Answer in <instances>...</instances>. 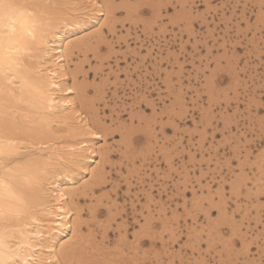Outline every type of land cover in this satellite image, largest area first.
<instances>
[{"label": "snow or ice", "instance_id": "1", "mask_svg": "<svg viewBox=\"0 0 264 264\" xmlns=\"http://www.w3.org/2000/svg\"><path fill=\"white\" fill-rule=\"evenodd\" d=\"M81 7L73 0H0V78L23 69L28 74L25 83L38 94L45 111H55L53 106L59 105L63 97L57 99L51 94L50 90L58 87L56 83L32 78L39 70L36 61L46 55L48 38L54 34L56 26L69 18L79 19ZM88 7L101 10L105 26L102 32L84 42L90 57V64L86 65L85 71L96 73L97 81L103 77L108 81L109 87L117 79L109 76V65L112 70H116L117 62L127 64L133 56L139 54L141 48L137 44V51L130 50L131 41L126 43L124 37L128 33L121 29V24L136 25L138 32L142 28L140 34L146 37L156 31L162 37L175 33L178 39L186 36V42L198 45L197 27L203 31L204 21L209 20L211 23L207 16H196L201 7L199 0L196 3L193 0H102L100 3L89 0ZM204 7L207 10L208 6ZM259 7L262 13L261 31L264 34V0H259ZM21 48L29 53L27 63L12 55ZM142 54L147 56L148 52L144 51ZM239 76L238 72L236 78L239 79ZM91 83L90 79L88 84ZM218 86L217 78L210 77L207 88L212 90L213 95ZM68 90L74 91L73 88ZM89 92L96 94V90L91 88ZM87 94L88 92L85 93ZM63 102L67 103L66 100ZM246 103L248 107L245 111L251 113L250 126L259 133V146L246 141L248 146L240 147L227 135L228 128L231 126L234 130L235 125L231 121H224V133L220 137L226 157L224 163L229 169L235 166L236 170L231 174L225 171L223 180L219 177L215 180L207 177V187L203 186L205 170L197 168V177L193 179L192 165L188 163L191 158L186 155L182 164L171 145H161L156 149V157L165 165L162 171L156 172L152 168L140 170L142 161L148 158L149 141L145 129L152 127L151 121L145 118L148 111L146 108L138 109L137 114L125 115L115 127L108 125L98 128L96 132L89 130L93 136H104L109 141L114 138L116 154L113 155L110 148L106 159L122 161V174L113 172L111 180L107 174V163L104 168L97 169L92 192L99 193V199L89 209V218L100 216L112 220L115 217V220L123 224L126 215L131 220V214L135 213L140 218L136 225L137 236H143L146 251L142 256L135 251L130 253L127 248L109 252L88 240L79 245L75 252L61 250L57 255L63 258L58 264H264V91L259 105L255 103V98H250ZM175 112L177 114L173 116V120L179 125L183 115L179 101ZM208 119L204 114L197 116L193 133L202 134V138L210 136L216 125L213 121V127H209ZM40 123L43 125L46 122ZM32 127L31 123L25 124L20 120L0 119V264H30V256L34 255L27 251L33 247L31 242L15 246L10 243L15 237L9 225L15 217L32 210L40 202L44 195L41 183L45 168L28 156H21L13 148L18 140L5 139L6 128L28 132ZM174 135L177 140L180 139L175 131ZM255 139L256 135L253 133L251 140ZM204 142L207 144V140ZM152 143L155 144L156 141ZM162 148L168 151L161 152ZM216 149L219 153L221 146L216 145ZM237 149L241 155L238 159L233 155L229 161L230 152ZM133 160L135 168L130 162ZM161 184L172 188L170 195L180 196L184 201L183 216L187 218L191 231L182 233L187 239L180 240L178 251L183 253L187 247V255L190 257L187 260L166 259L163 251H154L160 249L159 243L149 244V240H158L163 228L148 216V211L139 206L138 201L151 206L148 196H151L153 188L149 185L159 187ZM221 186L228 188L232 195L224 192ZM117 192L123 193L122 199L117 200L114 195ZM143 193H148V196ZM237 193L240 194L239 200ZM257 195L260 200L258 216L252 207ZM151 200L154 201L155 197L152 196ZM242 205H247V208ZM155 211L153 209L154 213ZM172 225L175 226L174 220ZM35 264L51 262L37 260Z\"/></svg>", "mask_w": 264, "mask_h": 264}, {"label": "rangeland", "instance_id": "2", "mask_svg": "<svg viewBox=\"0 0 264 264\" xmlns=\"http://www.w3.org/2000/svg\"><path fill=\"white\" fill-rule=\"evenodd\" d=\"M100 1L102 2V0ZM193 2L196 3V0ZM199 4L201 7L196 12V16L198 18L207 16L211 23L209 20H205L203 31L197 27L198 45L186 42V36L178 39L175 33L165 34L162 37L160 32L156 31L146 37L140 34L143 31L142 28L138 32L136 25L121 24V29L128 33V36L124 37L126 43L131 41L130 50L137 51V44L141 45V48L139 54L133 56L127 64L123 61L117 62L116 70H112L109 65V76L117 77L111 87L103 77L97 81L96 73L85 71L86 65L90 64L89 50H86L84 46L83 48L80 46V49L75 48L70 56L69 71L64 78L67 79L69 86L77 87L74 96H72V99L74 97L77 99H74L76 106L73 110H68L70 113L67 121L59 124L62 132H59V127L54 128L58 136L55 144L62 146L63 150L70 153L76 146H83L80 142L86 140L89 145H85V148L91 147L96 150L99 163H92V168L90 167L89 170L96 172L97 169L104 168L107 163L109 165L107 174L111 180L113 172L122 174L121 159L114 161L106 159L110 148L112 154H116V148L113 147L114 138L113 141H109L104 136L96 139L89 130L96 132L98 128L108 125L115 127L118 122L124 119L125 115L137 114L138 109L146 108L148 111L145 118L151 121L152 127L145 129L146 138L149 141L147 145L148 158L142 161L140 170L152 168L156 172L162 171L165 165L161 163V159L156 157V149L161 145H171L172 151H175L182 164L185 162L186 155L191 158L188 163L192 165L193 179L197 177V168L202 167L205 170L204 187H207V177L210 176L213 180L219 177L223 180L225 171L229 174L234 172L235 166L229 169L224 163L226 157L220 140L224 133V121H231L235 125L234 130L231 126L228 128L227 135L235 140L240 147H247L246 141H250L256 147L260 142L259 133L250 126L251 113L246 112L245 108L248 107L246 101L250 98H255V103L259 105L261 93L264 91V34H262L260 25L262 13L259 0H199ZM204 6H208L207 10ZM79 16L81 15L79 14ZM104 22L105 19L102 17L100 19L102 30L105 26ZM96 30L98 28L88 31L85 29L82 34L78 33L72 39L74 41L84 38L87 41L94 38L97 34ZM144 51L148 52L147 56L142 54ZM238 72L239 79L236 78ZM72 73L75 74L72 75ZM210 77H216L219 85L214 90V95L212 90L207 88ZM90 79L92 83L88 84ZM90 88L96 90L95 95L89 92ZM86 92H88L87 95H85ZM178 101L182 105L183 112L179 125L173 120V116L177 114L175 108ZM229 110L231 114H229ZM201 114H204L206 119L210 117L208 119L209 127H213V121L216 125L211 135L203 138L202 134L197 135L192 131L196 117ZM86 124L89 125V129H84ZM81 125H84V128H80ZM174 131L179 134V140L174 135ZM253 133L256 135L255 140H251ZM205 140H207V144H205ZM152 141H156V143L153 144ZM71 144L74 146L71 147ZM216 145L221 146L219 153ZM85 148L83 146L82 156H84L83 152L87 153ZM167 151L168 149H161V152ZM25 155L28 156V154ZM233 155L238 159L241 155L239 149L230 152L229 161ZM213 157H215V163H213ZM245 159H247L246 155ZM130 162L135 168V161ZM83 165H85L84 162L79 164L81 167ZM126 168L127 164L125 163L124 169L126 170ZM69 170L76 178L74 182L77 188L72 189L70 199L66 204L73 212L72 223L74 219L77 220L80 214L78 222H82V231H77L78 239L81 237L91 239L94 245L112 252L118 248V240L125 233L123 230V234H121L116 227L123 225L122 229L126 228L129 232L127 243L132 248L135 245V238L132 234L137 233L136 225L140 218L132 213L131 220H129L126 215L123 224L115 220L114 217L112 219L115 220V223H113L114 220L110 221L106 217L89 218V209L96 204L99 193L83 192V186L87 183H94L95 177L87 175L88 173L87 176H82L79 173L81 168L77 170V167H72ZM61 178L66 179L67 177L61 175ZM117 187H119L118 184ZM149 187L153 188L151 196H148V193H143V195L148 196L151 206L144 201H138V205L148 211V216L151 219L153 217V221L169 228L162 227L163 231L159 233L158 237L160 239L154 242L159 243L161 247L154 251H163L166 259H189L187 247L183 253L178 251L180 240L187 239L182 233L191 231L187 218L183 216L184 201L180 199V196L170 195L172 188L165 184H161L159 187L149 185ZM221 187L229 196L232 195L228 188ZM68 188L72 187L68 185ZM114 195L117 200L123 197V193L119 192ZM152 196L155 197L154 201L151 200ZM239 199L240 194L237 193V200ZM242 206L247 208V205ZM252 207L258 216L260 208L258 195ZM161 208L162 210H160ZM153 209H156L155 213ZM165 217L167 218L165 219ZM172 220L175 221L174 227ZM109 224L113 228L108 227ZM105 226L109 232L104 230ZM115 228L116 230H114ZM104 231L107 235L106 239H102ZM71 233L72 230L69 231L70 235ZM145 251L143 244L139 250L140 255L142 256Z\"/></svg>", "mask_w": 264, "mask_h": 264}, {"label": "bare ground", "instance_id": "3", "mask_svg": "<svg viewBox=\"0 0 264 264\" xmlns=\"http://www.w3.org/2000/svg\"><path fill=\"white\" fill-rule=\"evenodd\" d=\"M73 2L82 5L79 9V14L81 16H79V19L77 20L69 18L64 23L56 26L54 34H51L48 38L46 55L41 57L39 61H36L39 70L32 75L33 79L48 83L54 82L57 84V88L50 90L51 94L57 99L63 97V100H61L59 105L53 106L56 110L45 111L44 108L41 107V100L38 94L25 83L28 74L23 69L18 73H9L5 77L0 78V119L8 120V118H12L13 120H20L22 123H31L33 125L28 132H18L12 128H6L5 139L11 138L18 140L19 142L14 144L13 148L18 150L21 156H27L25 154H28V157L45 168L41 183L44 195L41 197L40 202L35 204L32 210L15 217L13 223L9 225L12 229V235L15 237V240L10 241V243L15 246L16 244L27 245L31 242L33 245L31 249H27L29 253L34 254L30 256V264H35L37 260H47L50 261L51 264H58L59 260L63 258L62 256L57 255L58 253H61V250H64L65 252L69 250L75 252L79 245L85 241H91V239L83 237L78 239L76 233L77 231H82V222H78L80 214L79 217H77V220L74 219L72 223L71 217L73 212L66 203L70 199L72 189L77 188V185L74 182L76 178L72 176V171L70 172L69 169L72 167H77V170L81 168L79 173L82 176L90 175L94 178L96 172L91 169L89 170V168L92 166V163H98L96 150L91 147L85 148V145L89 144L86 140H83L80 143L83 144L85 151L87 152H83L84 156H82L81 152L83 146H76L70 151L71 154L69 152L67 153L63 150L62 146L55 144L58 136L54 131V128L59 127V132H62L59 124L67 121L70 113L68 110H73L76 106L75 100L77 99H75L76 97H74L75 100L72 99V96H74L77 87L74 86L76 88H73L69 86L66 81L67 79H65L64 76H66L67 71H69L71 54L75 48L80 49V46L83 48L86 39L80 38L73 41L72 38L78 33L82 34V31L85 29L88 31L98 28L95 32L97 34L102 32L103 30L100 28V19L103 17V14L98 8H88L87 5L89 4V0H73ZM100 2V0H97V3ZM87 16L88 18H86ZM86 50L88 49L86 48ZM12 55L24 60L26 63L28 62L27 57L29 53L23 48L18 52L12 53ZM79 71L82 72L81 70ZM53 73L54 75H52ZM74 74L75 73H72V75ZM9 80L11 81L10 83L8 82ZM69 88H73L74 91H69ZM65 100L67 103L63 102ZM41 121H45L46 123L41 125ZM89 123L91 124V122ZM82 127L84 128V125L80 126V128ZM84 129H89V125L86 124ZM94 137L97 139L100 136ZM73 146L74 144H71V147ZM81 162H84L85 164L82 167L79 166ZM61 175H64L67 178H61ZM92 184L93 183H87L84 185L83 192H92ZM68 185L72 188L69 189ZM160 210H162V208ZM159 215H161V213H159ZM96 217L97 216L94 218ZM166 218L167 217H165V219ZM110 226L111 225L109 224L108 227ZM164 226L166 229L168 228L166 225ZM106 228H104V230H108L109 232V229ZM110 228H113V226ZM116 228L121 233L123 225H118ZM116 228L114 230H116ZM71 230L72 233L70 235L69 231ZM123 230L125 233L118 240V248L121 250L127 248L128 250L130 249V253L133 251L139 253L141 246L144 244L143 236L138 237L137 233H133L132 235L135 238V245L131 248V246H129L130 244L128 245L127 243L129 232L126 228ZM37 233L39 234L37 235ZM103 234L104 237L100 238L106 239V232ZM154 242L155 241L149 240V244H153ZM97 247L101 248L99 246Z\"/></svg>", "mask_w": 264, "mask_h": 264}]
</instances>
